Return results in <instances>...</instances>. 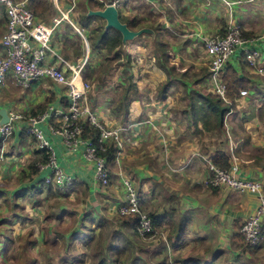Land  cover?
Returning <instances> with one entry per match:
<instances>
[{"label":"crops","instance_id":"obj_1","mask_svg":"<svg viewBox=\"0 0 264 264\" xmlns=\"http://www.w3.org/2000/svg\"><path fill=\"white\" fill-rule=\"evenodd\" d=\"M48 1L51 6V13L45 17H37L39 20L49 19L53 11L57 15L55 3L58 2L62 9L71 10V19L78 28L82 29L79 25V18L76 16L77 0ZM101 1L105 2V6L115 3L119 16L125 21L136 18L153 23L149 27L143 26L133 30H144V32L134 39L126 41L132 43L129 46L126 45V42L123 43L122 39V45L125 53L132 57V64L135 65L137 62L143 72L148 66H154V68L145 70L156 85L157 91L154 96L159 95L160 85L168 79L166 72L160 68L159 61L156 58L157 45L161 44L165 45L164 48L169 63L176 68L175 76L179 75V72L187 74V77L176 78L182 81L183 86L184 84L191 86L193 83L195 85H205L208 86L207 93L210 91L208 77L206 78L209 74V68L203 42L205 39L225 31L230 14L242 25L243 33L248 35L245 36L246 38L259 37L254 46L261 51L260 66L264 69V0ZM74 3L75 7L72 8ZM131 14H133L132 17ZM6 27V12L4 7L0 6V57L3 55L1 39L6 32ZM83 31L85 35L86 27ZM144 36H147L146 40L149 41L148 47L153 48L151 54L153 55V62L141 66L142 55L146 52V48L141 45V39ZM74 37L80 40L79 45H76V49L79 50L77 51L79 55L76 56L72 54L74 48L72 49L70 46L64 52L65 44ZM85 37L87 38V35ZM52 44L60 54L71 62L77 61L86 52L83 38L68 21H64L53 35ZM70 51L72 52L70 53ZM104 51L92 52L90 49V56L96 61L103 62L102 53ZM132 64L131 67H126V71L122 65L119 67H114V64L111 65L108 73L102 75V78L104 77L103 86L98 85L96 81L92 83L93 89L90 91V100L93 109L108 125L131 126L130 135L134 143H130L129 147L124 150L123 160L126 170L130 171L132 177L133 170L142 177L141 180H136V185L140 190L138 191L142 194V207L148 213L169 215L176 225L181 223L184 218L189 219L185 239L179 243L176 242L175 233L170 237L175 227L171 230L170 226L165 224L159 229H155V235L161 230L159 233L161 238L163 236L162 249L166 250V248H169V243L171 244V253L156 255V264H264V218L262 241L257 248L246 247L240 234V228L244 220L253 214L258 206L257 195L228 192L222 188L214 189L206 184L209 176L208 165L214 153L217 150H223L231 155L233 152H230L232 150L231 141L225 139V131L229 130L227 121L225 120L226 124L224 123L223 129L213 133L205 132L203 140H183L185 136L183 131L185 130H179L178 124L176 125L172 119L174 114L172 98L174 96L170 95V91L180 85V81L173 79L175 76L171 77V85L165 92V98L156 96V101L147 102L148 105H146L138 97H133L129 103V111L124 115L120 109H117L122 94L115 89H110L109 91L112 92L106 94L103 88L106 85H108L106 89L111 87L109 84L127 86L126 74H131L134 71ZM228 65L236 70L239 77L250 82L249 87L246 88L249 89L250 97L239 98L237 101V112L239 114H235V111L232 113V119L237 120L246 112L243 110L245 105H249L251 109L254 102L262 100L264 102V95L257 96V93L263 92L259 89L262 84L264 85V72L260 73L255 68H250L243 60L241 49L231 57ZM98 67L100 66L98 65ZM202 73L207 74L204 76ZM143 78L147 81L143 76L140 79L139 77H133L132 79V81L137 80L136 83L139 89L141 88L140 84L143 83L141 81ZM89 81L92 82L93 80ZM168 90L169 94L167 95ZM202 92L206 94L205 89ZM255 93L256 97L251 100V96ZM63 103H66V88L51 79L36 81L28 89L18 87L9 81L0 92V112L5 110L7 116L10 111L36 113L49 104L58 105ZM44 105V108L38 110ZM183 113L188 119L186 109ZM40 126L55 150L59 165L67 173L73 174L77 178V182L72 189H80L86 184L85 186L91 191L99 190L98 187L101 185L95 183L93 173L82 157L84 146L80 145L76 153L69 154L60 135L52 134L46 125L41 124ZM22 128L23 125L19 124L10 139L6 142L0 141V188L6 189V184L13 188L17 187L19 184L17 179L21 175V171L24 170L28 175V165L35 158V152L37 151L35 138L29 136ZM154 136L156 137L155 141L153 140ZM250 137L252 136L250 135ZM143 143H146L145 148H142V146L137 154L130 151V149L136 150ZM239 143L242 144L237 150ZM234 144L237 145H235V152L232 155L238 157L242 176L261 182L262 192L264 193V139L254 138L251 142L247 141V145H243V140H240V142L235 141ZM146 149L147 154L142 156L146 157L145 160L136 159L138 156L145 154ZM245 154H251L252 159L244 160ZM114 163H109L110 177L111 173L117 174V172H114ZM45 173H48L47 169L38 170L36 175L26 178L31 183L28 185L26 183L23 190L19 189L15 194L16 198L20 201V198L34 196V194L44 196L46 191L49 194L50 190L45 188L44 181L38 184V178ZM129 175L126 174V176ZM133 182L135 184L134 179ZM151 185L154 186V190ZM2 192L1 189L0 203L7 201ZM21 193H25V196H22ZM21 204L15 205L21 206ZM25 208L27 211L28 207ZM18 211L14 216L19 220L21 218L25 219V216L20 215ZM31 214H35L32 207Z\"/></svg>","mask_w":264,"mask_h":264},{"label":"built area","instance_id":"obj_2","mask_svg":"<svg viewBox=\"0 0 264 264\" xmlns=\"http://www.w3.org/2000/svg\"><path fill=\"white\" fill-rule=\"evenodd\" d=\"M55 5L57 15L47 24L33 14L28 0H0V6L4 7L7 16L6 32L1 39L3 55L0 57V92L9 81L18 87L28 89L36 81L51 79L66 88V103L49 104L36 113L10 111L9 120L5 123L2 122L0 114V141L6 142L10 139L17 126L22 124V129L35 138L36 149L47 151V161L37 164V170H48V175L43 180L44 184L61 193L67 192L75 186L77 178L59 165L55 150L40 126L46 125L52 134L63 138L65 149L69 154L76 153L80 145L84 146L82 157L92 171L95 183L106 187L110 184V172L104 154L111 145L117 147L115 162L119 164L121 152L127 148V145L134 143L130 135L131 126L108 125L93 109L90 100L93 85L91 81L84 79L85 69L91 61L87 38L84 31L71 19V10L62 9L58 2ZM72 6L74 8L75 4ZM64 21L70 22L76 28L86 47L84 55L75 62L66 59L52 44L55 31ZM258 38H246L242 25L230 14L224 33H218L204 40L210 92L229 102L223 73L229 60L239 49L243 54V60L250 68H255L260 73L264 72L260 66L261 51L254 46ZM240 96L247 98L250 94L244 89L240 90ZM228 114H231L230 111ZM86 126L93 129L94 133L86 136L84 134ZM231 160L230 167L226 169H221L210 161L206 184L228 192L257 195L256 210L244 220L240 228L245 246L257 248L263 236L262 183L242 176L236 155H232ZM125 187V200L117 207V214L121 217L136 215L137 235L144 239L154 236L155 227L152 218L142 207L141 198L133 183L125 181Z\"/></svg>","mask_w":264,"mask_h":264},{"label":"rangeland","instance_id":"obj_3","mask_svg":"<svg viewBox=\"0 0 264 264\" xmlns=\"http://www.w3.org/2000/svg\"><path fill=\"white\" fill-rule=\"evenodd\" d=\"M97 9L95 8L92 10ZM75 10L77 12L76 16L79 19L83 16L85 17L86 11L89 10L87 7V0H77ZM55 16L56 13L53 11L50 18L44 19V22L48 24ZM132 16L133 14H131V17ZM105 25V21L100 19L95 20L86 27L88 35L93 39L96 38L99 32L105 29ZM151 25H153V23L142 20L136 25V28L139 29L140 27H149ZM146 39L147 36L141 39V45L146 48V52L142 55L141 66L153 62V55H151L153 53V48L148 47L149 41ZM79 42L80 40L74 37L65 44L64 52L70 46L72 49L74 48L72 54L78 55L76 53H78L77 51L79 50L76 49V45H79ZM129 44L132 43L126 42L127 46H129ZM71 52L72 51H70V53ZM119 52L121 53V59L117 58L114 53L106 54L109 55L110 58L107 56L106 60H103V65L95 69L97 73L96 76L94 75L95 70L86 68L84 79L86 80V78H88V80H93L92 83L96 81L99 85L103 86L104 82H101L100 79L102 75L108 72L107 70H109L111 65L114 64V67H119L121 63L124 64V61L126 63L123 45H121ZM125 66V64L122 65L123 68H125ZM132 66L134 71H132L131 74L127 73L126 78L127 76H133L134 78L139 77L140 79L143 76L147 81H145L144 78L141 79L143 83L140 84V92L136 83L137 80H133L132 83L134 88L132 90H134V92H131V96L138 97L139 100L141 99L144 101L146 105H148L147 102L156 101L157 97H159L157 94V97L154 96L157 91L156 85L153 79L150 78L149 73L145 71L146 69L149 70L154 68V66H148L144 72L143 69H141V72L137 62L135 65L132 64ZM181 74L182 73L179 72V75H176L173 79L179 82L180 80L176 78H183ZM202 74L206 76L205 74L207 73ZM94 76L95 79H93ZM107 86L108 85H106V87ZM109 86L111 87L107 89L106 87L103 88L104 93L110 94L112 91L109 90L115 89L123 94L128 84L127 86L109 84ZM207 88L208 86L195 85L194 83L191 86L187 84L183 86L182 81H180V85L170 91V95L174 96L172 98L174 104L172 119L176 125L178 124L179 130H185L183 131L185 135L183 140L198 141L197 139L203 140L205 138V133L197 131L196 127L191 125L190 119L186 118L183 111L188 105L187 95L189 94V90L192 91L193 89H197L202 92V90L204 91L205 89L207 93ZM259 91L260 93H257V96L264 95L263 84ZM168 94L169 90L167 91V95ZM251 97V100L254 99L256 93ZM132 98L133 97H131V99ZM262 102L263 100L254 102L251 109L249 105H245L243 110L246 112L242 117L237 118V120L232 119L231 116L233 112L226 116L225 120L229 125V130L225 131V139L231 141L232 150H230V152L233 151L231 154L235 152V145H237L234 144L235 141L240 142V140H243V145H247V141L251 142L254 138L264 139V115L260 112ZM176 112L178 114H175ZM238 114L239 112H237V115ZM246 131L250 133L248 134ZM250 135L252 137H250ZM153 140H156L155 136ZM241 144L242 143H239L238 148H236L237 150L240 148ZM144 146H146V143L140 145L136 150L130 149V151L137 154V151H139L141 147L145 148ZM128 147L129 145H127V148ZM123 154L124 151H122L119 156V164L114 163L113 165L114 172H117V174L111 173L108 187L99 186V190L91 191L85 186L86 184L80 189L67 191L66 194H64L65 192L61 193L59 190L57 191L49 188V194H47L46 191L44 196L34 194V196L20 198L19 201L16 198V192L19 189L23 190L26 185L31 183L26 180V175H19L17 179L19 184L17 187L13 188L6 184V189L0 188V190H3L2 193L6 196L8 201L0 203V264H98L101 258L105 259L102 264H131L134 260V264H156V255H164L165 253L168 255V252L171 253L170 243L169 248H166V250L161 248V241H163V236L161 238V234L159 233L161 230L157 232L156 235L154 232L155 237L151 236L144 239L133 231L131 218L121 217L117 214L118 205L125 200V181L129 183L132 182L140 198L142 195L136 185V180H141L142 177L133 169L132 177L130 171L126 170ZM146 154L147 149L145 154L138 156L136 159H143L142 161H144L146 157L142 156ZM251 159V154L244 155V160L248 161ZM142 161H140V163H142ZM126 174L130 175L126 176ZM47 175L48 173H45L42 177L40 176L38 178V184H40ZM45 188L47 187L45 186ZM151 188L154 190L153 185H151ZM15 204H21V206H16ZM26 206L28 207L27 211L25 208ZM31 207L35 211L34 215L31 214ZM17 211L20 215H24L25 219L21 218L19 220V218L15 217L14 214L17 213Z\"/></svg>","mask_w":264,"mask_h":264},{"label":"trees","instance_id":"obj_4","mask_svg":"<svg viewBox=\"0 0 264 264\" xmlns=\"http://www.w3.org/2000/svg\"><path fill=\"white\" fill-rule=\"evenodd\" d=\"M28 5L36 17H45L51 13V6L48 0H29ZM87 7L89 8V10L86 11L85 17L83 16L82 18L79 19V25L83 30L85 29V27H88L90 23L98 19V17L88 15V12L95 8L104 9L106 6H105V2L101 0L100 1L87 0ZM119 18L123 23H126L127 26L132 30H136L137 29L136 25L141 21L136 18H133L129 21L123 20L120 16ZM57 31L58 29L55 31V33ZM223 33L224 31L221 32V34ZM244 34H245L244 36L246 37L248 36L246 35V33ZM85 35H87V39L89 41L90 49L92 52L95 51L102 52L105 50L104 53H102L103 60L104 59L106 60L107 56L108 58H110V56L106 54H111V53H114L117 56V58L121 59L120 58L121 53L119 52V50L122 45V34L119 31H117L114 28L104 29L103 31L99 32V35H97V37L94 39L88 35L87 30L85 32ZM164 46H165L164 44H161L159 46L157 45L156 58L159 61L160 68L166 72L168 77L167 81L160 85L159 87L160 93L159 95L157 94V96L165 98V92L168 89V87L171 85V77L175 76L176 68L174 65H171L169 63ZM76 54L79 55V53ZM124 57L126 58V63H125L126 65L125 71H126L127 70L126 67H131L133 59L128 53H124ZM228 63L225 72L223 73V80L227 86V97L229 99V102H227L222 97H220L219 95L213 92H209L205 94L197 89H193L192 91L189 90L186 113L189 116V119L191 120V125H194L196 127V130L199 132L213 133L223 129L225 118L228 112L230 111V113H232L233 111H235V114H237V101L239 100V98H241L240 90H244L249 87L248 86L250 83L249 80L239 77L236 70L232 66H229ZM98 65L102 66L103 62L96 61V59L91 58V62L89 63L87 68L90 70H95L98 67ZM121 65L123 64L121 63ZM94 75L95 76L97 75L96 70ZM95 76L93 77V79H95ZM181 76L187 77V74L183 73L181 74ZM207 77L208 76H206V78ZM103 78L100 79L101 82H104ZM132 79L133 76H129V77L127 76L128 86L126 87L125 92L122 94L120 101L117 104L118 109H120L124 115L127 114V112L129 111V107H130L129 103L131 101L130 94L131 92H134V90H132L134 88ZM195 80H197V78H195ZM45 105L43 107L38 108V110L44 108ZM260 112L261 114H264V102L260 108ZM93 133L94 130L86 126V130L84 134L87 136V134H93ZM117 154H118V148L111 145L108 151L104 155L106 156L108 163H114L116 161ZM231 159H232V154L231 155L227 154L223 150H217L214 153L213 157L211 158V162L215 166L221 169H226L230 167L232 161ZM46 161H47V151L37 150L35 152V158L28 165V169H29L28 175H26L24 170L21 171V175L23 176L26 175L27 178L36 175L38 171L37 164ZM47 189L50 190L49 187H47ZM214 189H221V188H214ZM21 195L25 196V193H21ZM149 216L152 218L156 230L164 226L165 224L170 226L171 230H173L175 227L176 230L175 229L173 230L170 237H172L173 234L175 233V237L177 239L176 242L179 243L181 241H184L189 219L184 218L181 220V223L176 225L175 221L169 215L167 216V215H157L155 213H149ZM129 218L132 219V229L137 234L138 217L136 215H133V216H129ZM103 261H105V259L101 258L98 264H102ZM134 263L135 260L132 261L131 264Z\"/></svg>","mask_w":264,"mask_h":264},{"label":"water","instance_id":"obj_5","mask_svg":"<svg viewBox=\"0 0 264 264\" xmlns=\"http://www.w3.org/2000/svg\"><path fill=\"white\" fill-rule=\"evenodd\" d=\"M90 16H95L103 19L106 22V29L114 28L122 34L123 43L132 40L138 35L142 34L144 30L133 31L119 18V12L115 5H107L104 9L90 10ZM2 122H8L9 118L5 110L0 112Z\"/></svg>","mask_w":264,"mask_h":264}]
</instances>
